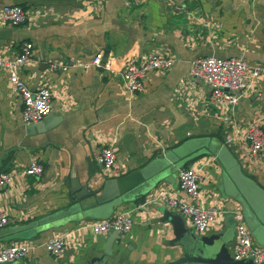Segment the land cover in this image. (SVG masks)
<instances>
[{
	"label": "crops",
	"instance_id": "crops-1",
	"mask_svg": "<svg viewBox=\"0 0 264 264\" xmlns=\"http://www.w3.org/2000/svg\"><path fill=\"white\" fill-rule=\"evenodd\" d=\"M5 5H20L27 19L20 25L0 21V59L32 42V62L19 76L33 90L47 87L52 105L49 124L30 129L22 99L0 66V172L12 174L10 185L0 189V211L8 216L0 248L30 245L11 264L177 260L183 248L173 243L170 208L147 199L160 189L187 199L178 181L186 168L199 174L201 205L221 212L199 233L189 218L172 211L184 225L207 242L228 231L222 253L233 259L238 211L254 244L264 248V150L249 157L245 139L251 123L264 130V0H0V8ZM99 50L111 57L114 73L73 65L89 63ZM152 54L172 58V67L149 71L144 90L128 93L121 71ZM208 56L241 58L262 68L258 78L247 73L249 89L237 105H213L210 87L190 76L192 62ZM108 143L117 163L104 172L97 157ZM34 161L43 172L27 175L25 167ZM67 178L99 190L118 179L126 188L121 201L89 215L71 207ZM241 196L252 208L237 202ZM122 211L131 213L133 228L113 241L111 256L104 252L112 231L77 234L58 257L47 250L50 237Z\"/></svg>",
	"mask_w": 264,
	"mask_h": 264
},
{
	"label": "built area",
	"instance_id": "built-area-1",
	"mask_svg": "<svg viewBox=\"0 0 264 264\" xmlns=\"http://www.w3.org/2000/svg\"><path fill=\"white\" fill-rule=\"evenodd\" d=\"M27 19L26 11L20 5H5L0 8V21L11 25L23 24ZM34 46L30 41H24L17 54L8 60L0 59V66L8 70L10 85L18 93L23 102L22 118L27 124L37 123L45 119L52 110L50 90L43 86L36 90L31 89L19 76L21 68L28 66L33 59ZM111 57L99 50L89 63L73 62L74 66L83 68L100 67L109 73H114L110 65ZM174 60L170 57L152 54L142 63H129L121 71L122 81L126 91L138 94L144 90L146 74L149 71H166L172 67ZM58 66L53 64L52 68ZM65 70L67 65H60ZM262 68L250 66L241 58H223L208 56L195 59L192 62L190 76L201 80L211 89V103L215 106L232 105L239 103L244 93L249 89L247 73L252 78H258ZM247 152L249 157H255L264 150V130L257 124L251 123L245 133ZM98 162L104 172L111 171L117 163V154L113 143L101 146ZM27 175H40L43 166L39 162H31L25 167ZM199 174L193 168L181 169L178 173L179 189L187 195V199H180L160 189L152 193L147 203L162 201L170 209L190 219L193 227L199 233L207 231L217 222L220 210L215 206H202L199 197ZM12 174L0 172V189L10 184ZM235 218V245L232 258L234 260H251L254 264H264V248L254 244L251 234L240 212L234 213ZM8 223V216L0 211V228ZM133 228V219L129 211H122L112 218L82 223L75 229L58 233L46 241V248L53 256H61L76 235L87 231L95 234L114 231L119 235H126ZM30 245L28 243H13L0 248V264H11L17 259L25 257Z\"/></svg>",
	"mask_w": 264,
	"mask_h": 264
},
{
	"label": "water",
	"instance_id": "water-1",
	"mask_svg": "<svg viewBox=\"0 0 264 264\" xmlns=\"http://www.w3.org/2000/svg\"><path fill=\"white\" fill-rule=\"evenodd\" d=\"M46 118L49 119L50 116L48 115ZM42 121L30 124V129H41L49 124L47 120L45 123L43 122L44 124L41 123ZM65 183L70 190L71 207L75 208L73 206L78 205L84 214L89 215L96 213L97 209L107 208L121 201L123 199L122 191H124L122 187L126 188L125 181L120 182L118 179L106 181L100 190L94 189L91 184H81L77 179L67 178ZM237 202L245 207L252 208L251 203L247 202L242 196L238 197ZM172 211L174 212L170 209L171 213L167 215V219L172 224L173 235L175 236L173 243L183 248V256L167 264H254L251 260L230 259L222 253L223 245L229 241L228 231L219 238L207 242L203 236H199L193 229L187 228L181 217L175 215ZM244 213L246 216L249 215L246 208H244ZM112 233L114 236L108 241L104 252L106 256L112 255V243L120 237L118 233L114 231ZM92 264H106L105 257Z\"/></svg>",
	"mask_w": 264,
	"mask_h": 264
},
{
	"label": "bare ground",
	"instance_id": "bare-ground-1",
	"mask_svg": "<svg viewBox=\"0 0 264 264\" xmlns=\"http://www.w3.org/2000/svg\"><path fill=\"white\" fill-rule=\"evenodd\" d=\"M204 58V57H203ZM192 65V64H191ZM191 68V67H190ZM226 144V143H225ZM28 166V165H27ZM110 178V177H109ZM10 185V184H9ZM143 206V205H142ZM225 212V211H224ZM103 220V219H102ZM213 226V225H212ZM193 227V226H192ZM108 233V232H107ZM201 235V234H200ZM119 244V243H118ZM118 249V248H117Z\"/></svg>",
	"mask_w": 264,
	"mask_h": 264
}]
</instances>
